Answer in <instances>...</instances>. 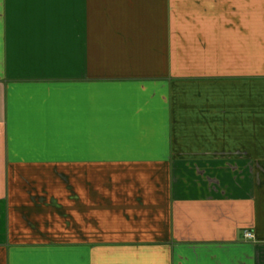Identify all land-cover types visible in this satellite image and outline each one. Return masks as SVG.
Masks as SVG:
<instances>
[{
  "label": "crops",
  "instance_id": "0c3cea01",
  "mask_svg": "<svg viewBox=\"0 0 264 264\" xmlns=\"http://www.w3.org/2000/svg\"><path fill=\"white\" fill-rule=\"evenodd\" d=\"M0 264H264V0H0Z\"/></svg>",
  "mask_w": 264,
  "mask_h": 264
},
{
  "label": "built area",
  "instance_id": "2783aa9c",
  "mask_svg": "<svg viewBox=\"0 0 264 264\" xmlns=\"http://www.w3.org/2000/svg\"><path fill=\"white\" fill-rule=\"evenodd\" d=\"M246 236L250 238L251 237V234L247 233Z\"/></svg>",
  "mask_w": 264,
  "mask_h": 264
}]
</instances>
